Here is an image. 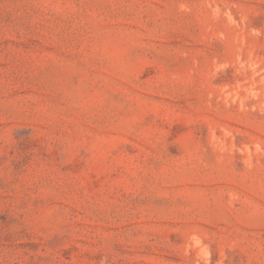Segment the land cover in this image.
<instances>
[{"label":"rangeland","instance_id":"1","mask_svg":"<svg viewBox=\"0 0 264 264\" xmlns=\"http://www.w3.org/2000/svg\"><path fill=\"white\" fill-rule=\"evenodd\" d=\"M0 264H264V0H0Z\"/></svg>","mask_w":264,"mask_h":264}]
</instances>
